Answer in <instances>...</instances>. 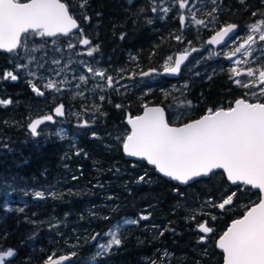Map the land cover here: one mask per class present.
Instances as JSON below:
<instances>
[{
    "label": "trees",
    "instance_id": "16d2710c",
    "mask_svg": "<svg viewBox=\"0 0 264 264\" xmlns=\"http://www.w3.org/2000/svg\"><path fill=\"white\" fill-rule=\"evenodd\" d=\"M62 1L69 5L70 13L92 45H99V51L88 56L90 46L84 48L75 35L56 37L53 46H48L45 38H41L43 42L31 39L28 44L30 50L38 48L44 60L57 54L52 49H59L58 53L67 56L70 53L71 64L87 77V83L77 82L75 78L65 80L61 91L69 96V101L63 98L65 96L49 100L44 96L49 103H56V100L66 106L67 102L71 103L75 116L62 117L66 129L63 138L54 134L33 137L26 131L25 119L36 111L29 110V103L34 104L39 98L34 96L22 71L17 68L21 63V51L19 55L0 52V100L12 101L7 107L0 105V248L16 250V255L7 264H41L53 254L73 252L76 256L72 257L71 264H105L103 256L97 257L94 263L86 260L94 245L88 241L95 233H100L97 238L103 240L105 228L110 223L104 219L106 210L111 208L113 201L120 207L124 181L127 182L126 198H130L127 209H135L141 203L144 214L157 222L154 239L162 241L164 234L161 236L160 233L164 226L172 234L163 238H175L167 247L178 251L179 241L185 252L188 243L191 246L197 244L195 225L206 219L214 229L208 241L212 248L228 223L243 214L242 210L232 207L239 201H244L245 206L252 205L258 200L257 194L246 187L240 189V185L231 189L220 172L181 187L156 175L141 161L124 159L121 153L123 138L128 134L124 120L139 114L144 104L166 107L170 95L168 81L162 78L159 83L144 84L136 75L147 69H160L167 57L177 50L178 42L171 40L170 32L183 36L186 31H180L173 24L177 23L178 3L176 0H88L81 9L77 6L78 0ZM163 1L167 2L170 11L161 18L158 6ZM196 1H199V5L196 4L200 7L198 13L216 9L214 13L221 15L222 24H248L253 12L256 16L264 12L262 0H247L246 5L239 0ZM153 7L157 11L153 12ZM85 15L90 20H85ZM121 35L124 39H120ZM70 40L76 44L75 48L68 47ZM80 50L81 53L74 55ZM83 64L112 76L114 87L109 88L105 80L82 68ZM7 71H12L18 79H3ZM202 89L203 106L212 108L224 103L222 94L225 90L219 89L216 82L207 83ZM117 104L121 107L117 108ZM85 121L88 126L81 127ZM141 176L144 180L138 182ZM6 183L13 184L9 197L5 195ZM215 183H219V187ZM47 185L51 186L50 193H56L59 198H53L50 193L45 199L31 196L30 189H43ZM186 190L191 206L188 213L181 216L175 206L180 203L179 194ZM217 191L237 193L228 210L207 206L203 201L205 197L218 195ZM251 199L252 203L249 202ZM8 203L16 207L6 210ZM205 209L208 210L207 217L201 213ZM111 214L119 217L117 210H112ZM218 256L217 252L212 264L219 262ZM189 257L190 264L203 262L205 258L199 252L191 253Z\"/></svg>",
    "mask_w": 264,
    "mask_h": 264
},
{
    "label": "snow or ice",
    "instance_id": "6c2138e0",
    "mask_svg": "<svg viewBox=\"0 0 264 264\" xmlns=\"http://www.w3.org/2000/svg\"><path fill=\"white\" fill-rule=\"evenodd\" d=\"M176 2L181 10L188 9L191 12V21L195 25L207 27L208 22L197 18L196 12L191 11L195 4L190 8L189 0H176ZM215 2L216 0H213V3ZM239 2L246 5L247 0H239ZM78 4L83 9L88 4V0H78ZM152 11L155 12L157 9L153 7ZM161 11L168 13L170 9L163 7ZM216 11L213 9L206 15L212 16ZM260 14L264 15V12ZM252 15L256 16L257 13L253 12ZM83 18L90 20V17L86 15ZM186 19L183 14L180 15L182 25H185ZM236 29V24L223 26L211 39L207 40V44L223 43L225 38L235 33ZM248 29L246 36L238 37V40L243 42L228 54L229 60L238 54L250 58L256 43L264 42V19L253 22ZM75 30H79L78 33ZM73 35L77 36L79 44L90 46L87 51L88 56H93L99 51V45H92V41L84 35L83 29L75 16L70 13L66 2L62 0H24V2L22 0H0V51L19 55L20 50L25 53L29 52L28 41L35 37L56 38ZM120 39H124V36L121 35ZM175 39L177 42H183L182 36H175ZM68 47L75 48L76 44L70 40ZM38 50L37 48L31 49V51ZM196 50L191 49V51ZM190 54L189 51H185L178 54L175 60L173 56H168L164 64L165 72L178 75L181 65ZM32 59L34 58L28 60V64L32 63ZM52 63L59 64L60 61L53 60ZM247 63V59L235 60L236 65ZM26 67V64L17 65L20 69ZM87 71L105 80L109 88L114 87L113 77L106 75L105 71L93 69L91 66L87 68ZM230 72L237 86L250 89L264 85V67L248 68L247 71L232 67ZM150 74L143 73V75ZM28 75L36 77V73L32 71H29ZM240 76L253 79L249 82H242L237 79ZM2 78L16 81L18 76L12 71H7ZM79 80L87 83V77L83 75L79 76ZM29 83L36 95L44 96L45 93L41 87L31 80ZM42 87L50 91L62 90L53 79H47ZM246 95L249 94L246 93ZM250 95L251 99H236L227 108H209L201 118L186 122L181 126L170 124L162 107H149L144 104L143 115L134 118L129 116L127 119L131 130L123 138V151L129 157L147 161L163 176L179 184L188 185L197 178L216 174L215 170H222L219 174L226 176V180L231 184L251 186L252 189H258L259 193L264 194V101L256 99L257 96L264 98V88H260L259 93L252 92ZM100 99L103 100L104 97L101 96ZM11 103V100H0V105L5 107ZM187 106L191 107V101L187 102ZM116 107L120 108L121 105L117 104ZM54 113L58 117L64 116V105L57 106ZM45 122L55 123L56 121L53 115H45L32 120L28 125L31 135L39 136L41 133L38 129ZM80 126L87 127L88 122L85 121ZM76 154L79 155V152ZM139 179L143 181L144 177L141 176ZM33 195L37 199L46 198L43 191L34 192ZM50 195L53 198H59L54 192ZM235 196L236 192L233 191L214 206L222 211L226 210V206L233 205ZM149 218L148 215H142L139 219L124 220L123 224L137 225L140 220ZM192 219L195 217L193 216ZM121 227L122 225L104 234L110 239L107 242H98L96 257L106 253L110 254L114 247L122 246ZM198 230L204 234L200 237L201 243H206L214 231L207 222L200 223ZM163 234V232L160 233V235ZM98 236L100 233H96L91 239L95 241ZM216 247L223 253L224 264H264V196H261L258 202L251 206H246L242 218L235 219L231 226L219 236ZM15 255L12 249L0 248V264H6V260ZM54 255L48 257L46 264H64L65 261L75 257L76 253L55 259Z\"/></svg>",
    "mask_w": 264,
    "mask_h": 264
},
{
    "label": "flooded vegetation",
    "instance_id": "af4514ba",
    "mask_svg": "<svg viewBox=\"0 0 264 264\" xmlns=\"http://www.w3.org/2000/svg\"><path fill=\"white\" fill-rule=\"evenodd\" d=\"M180 15L181 14L175 15L177 19V23H173V24L174 25L176 24L180 31H183V30H186V31L182 36L183 42L182 43L178 42V48L173 53L172 56L174 58L175 53L190 51L193 48L197 50L192 51L191 54L188 56V59L185 61V63L181 67L180 74L176 79H166L159 74H155V76H158L160 78L159 80L156 81V83L161 82L162 78H164L168 81V85L170 86L171 94L170 96L167 97V104L165 107L166 118L172 121L175 125H179L186 121L197 119L200 116L204 115L207 109H209V107H205L201 104L202 101L204 100L203 96H205L203 95L202 88L207 83L216 82L219 89L223 88V90H225L223 94L221 93L222 97H224L225 99L224 103H220V104L218 103L214 105L212 109H216L219 107L227 108L231 106L232 103L238 98L251 99L252 97L250 94L252 92L259 93L260 90H257L256 87L249 89V88H243V87L237 86L234 83V80L232 79L231 72H230V69L232 67H238L242 70L246 68V70L244 71H247L248 68L264 67V50L258 48L259 43H256L255 45L256 48L255 49L253 48L252 50V56L250 57L252 58V60H250V58L243 57V56H240L238 58L235 56L231 60H229L228 54H230L233 51V49L237 46V44L240 42V41L238 42V37H243L248 34V31H249L248 26L252 24L253 22L258 21L259 19H263L264 15H260L256 17L253 16V18L249 20L250 22L248 24L228 22V23H235L237 25V32L226 43H224L221 46H215V47L209 46V45L204 46V44L208 36L213 34L216 30H218L222 26L228 24V23L222 24L221 22L222 18L220 14L213 13L212 16H208L206 15V13L205 14L196 13L197 18L204 19L208 22L207 27L195 25L191 21V13H189L186 16L187 19H186L185 25L181 26L180 21H179ZM170 33H171V40L175 41V35L173 34V32H170ZM236 59H242V60L247 59L248 63L236 65L235 64ZM163 67L164 65L161 68ZM160 69H158V71ZM237 79L241 80L240 77H237ZM251 79L253 78H250V80ZM24 80L30 87V83L26 80V78H24ZM36 82L34 83L36 84ZM242 82H249V81H242ZM37 86L41 87V90L44 91L41 85L37 84ZM171 86H173L174 88L172 89ZM260 88H264V85H261ZM44 93H45L44 96H46V98L48 99L47 93L45 91ZM246 93L249 95H246ZM34 96H37V98L39 99H37V101H35L34 104L29 103L30 104L29 110L34 109L36 111H33L32 113H30L29 117L25 119L26 120L24 124L25 128L32 118L40 117L45 114H51L53 112V108L57 105L63 104L65 106V104L61 100H56L57 101L56 103H53V102L49 103L47 102V99L44 98V96H38L35 94ZM178 99L184 100L186 103L188 101H191V107L187 106V108H185L184 110H176V112H174L172 109H174L173 107H174L175 101H177ZM256 99H260L264 101V98H261L259 96H257ZM68 105L69 103L67 102V107L71 109V106H68ZM57 120L58 118L56 119V121ZM39 129H41V127ZM29 134L31 135V133ZM168 181H171V180H168ZM138 182H142L140 181L139 177H138ZM171 182L174 184H177L175 181H171ZM177 185L181 187L185 186V185H179V184ZM122 186H123L121 190L122 195H121L120 203H119L120 207H118L117 202L113 201L114 204L111 205V208L109 207L106 210L105 216L108 217L107 220L110 223L105 228L104 234L111 230H116L114 229V227L117 224L118 226H120L119 222L122 219L124 220L139 219V217L142 215H148L147 213L144 214L141 203L140 205L136 206L135 209H130V210L127 209V200L130 199V198H126L127 182L124 181ZM229 186H231V189H233V188H236L237 185H234V186L229 185ZM243 187L244 186L240 185V189H243ZM219 190L220 189H218V191ZM218 191L215 193H219V194L218 195L215 194L214 198H222L231 193L230 192L228 194H225L224 193L225 190L223 192L222 191L218 192ZM251 192H255L258 197V193L256 191H251ZM179 196L181 197L179 199L180 203L178 204V206H175V208H177L178 212L181 213V216H185V214L188 213V209L191 206L189 191L186 190L184 194H179ZM111 198H112V195L110 194L108 198L110 201L109 204H111ZM112 210H117L119 212V217L115 216L116 213L111 214ZM201 213H204V216L206 217L208 216V210H206L205 212H201ZM199 215H202V214L199 213ZM202 222H207L208 225L211 226L210 221L208 222V220L206 219H203V221H200L199 223H197L195 225V228H196L195 230L198 234V238L196 240L197 244L191 246L188 243V246H186L185 252H183L182 247L179 246V241L177 244L178 251H175V252L171 251L167 247L169 242H172L175 238L170 237V236L163 238L164 236L168 234L169 235L172 234L171 231L165 230L164 226L162 227L163 229H161V232L164 233L163 236L161 235L162 241H160V238L159 240L154 239L155 234L157 233L156 228L158 225L155 220L148 219L146 220V222H143V220H140L139 224L134 225V226L130 224H123L122 227L120 228V236H121V239L123 240L122 246H120L119 248L114 247L110 254L106 253L103 255L105 264H119V263H122V264H190L191 258L189 256L191 253L196 254V252H199L200 254L204 255L205 258H203V262L205 261V263L207 264H212L215 261L214 256L216 255L218 251L215 249L214 244H213V247L210 248L209 242H208L209 238L206 243L200 242V237L204 234L199 232L198 225ZM144 234L146 236L143 237ZM103 239H110V237L104 235ZM93 242L94 241L90 237L88 244L90 243L94 244ZM179 250H182V251H179ZM186 252H187V256H186ZM218 253L220 254V257L218 256L219 262L217 264H221L222 255L220 252ZM67 254L71 256V253H67ZM71 259H69V261L66 264H69V263L71 264ZM95 259H93V262L92 261L91 262L94 263ZM9 261L10 260H6V264ZM203 262H197L196 264H204Z\"/></svg>",
    "mask_w": 264,
    "mask_h": 264
},
{
    "label": "rangeland",
    "instance_id": "374dc122",
    "mask_svg": "<svg viewBox=\"0 0 264 264\" xmlns=\"http://www.w3.org/2000/svg\"><path fill=\"white\" fill-rule=\"evenodd\" d=\"M77 3H78V1H77ZM198 3H199V1H196V0L189 1V7L190 8H191V6L193 4H195V7L191 8L192 12H196V13L199 12V11H197L200 8L199 6H197V5H199ZM77 6H79V4H77ZM163 7H168V4H167L166 1L161 2L160 5L158 6V11L161 13L159 16L161 18H163L165 16V14H166L163 11H161V9ZM178 10L179 11L176 13V15L177 14H183L186 17L189 13H191L188 9L181 10L179 8V6H178ZM33 39L41 41L40 37H35ZM30 40L28 41V44L30 43ZM53 41H55L54 38L46 39V44L48 46H53V44H54ZM31 42H34V40H32ZM41 42H43V41H41ZM238 42L242 43L243 41L242 40H238ZM239 43L237 44V46L239 45ZM257 43H259V47L258 48L264 50V42L258 41ZM83 47H84V45H83ZM255 48H256V46H254V49ZM52 50H55L57 52V54L49 57L47 60H44L42 52L31 51L29 49V52L25 53L23 50H20L21 51V53H20L21 54L20 55L21 63L20 64H26L27 65L26 68L20 69L22 71L24 77L26 78V80L28 82L30 80L33 81V82L38 81V82H36V85L39 84V85L42 86L43 83L47 82V79H53V80H55L57 82L58 86L61 89L64 88V84H66V81H65L66 79L75 78V81L78 82L79 81V76L82 75V70L78 71V69H75V66H73L71 64L72 62H71L70 57H69L71 54L68 53V56H67V54L63 55V54L58 53L59 49H52ZM66 50H68V49H66ZM81 52H82V50L75 51L74 55H78ZM236 57L238 58V57H240V55L238 54ZM30 58H34V59H32V63L31 64H28V60ZM53 60H59L60 63L59 64H54V63H52ZM250 60H252V58H250ZM82 68L87 70L88 67L86 66V64H83ZM243 70H246V68L243 69ZM29 71L35 72L36 73V77L28 75ZM37 77H39V78H37ZM240 78H241L242 81H250V78H247V76H240ZM159 79L160 78L158 76L152 75V76H149V77L143 79V83L144 84H148V83L154 84ZM61 81H64V83H61ZM61 85H63V86H61ZM171 87H172V89L174 88L173 86H171ZM168 89H170V86H168ZM43 90L47 93L49 99L50 98L51 99L52 98H57L58 96H60L59 98H61V96L62 97L65 96L63 98H66L67 101H69V96L68 95L66 96V94H63L62 91H58V92L57 91H50V90H47V89H44V88H43ZM257 90H260V88H257ZM66 93H69V91H66ZM170 94H171V92H170ZM59 103H61V102H59ZM68 106H71V103H69ZM64 107H65L64 108L65 109V115L67 117H69L70 115L71 116H75V113L71 109H69V107H67L66 105ZM173 108L174 109H172V110L174 112H176V110H184L185 108H187V103L184 100L178 99L177 101H175V104H174ZM55 121H56V119H55ZM81 123H83V122H81ZM63 126L64 125L62 124V118H60V119L58 118V120L55 123H53V124H44V125L40 126L41 129H39L38 131L41 133L40 136L42 135L44 137L49 136V135H53V134L56 135V136H64L65 133H66V129ZM213 180H215V177L213 178ZM215 185L217 187H219V183H215ZM5 186L7 188V190L5 191V195L9 197L10 193L13 191L12 190L13 184L6 183ZM50 189H51V186L47 185V186L43 187V189H30L29 191H30L31 196H34L33 193L37 192V191H43L45 193V196H46V195H48L51 192ZM222 190H223V188H222ZM213 197H214V195L210 196V198H207V197L204 198L203 201L206 202L207 206H214V205L220 203L222 201V199H223V197L222 198H213ZM247 198H245V199H247ZM209 201H211V203H208ZM249 202L252 203L253 199L249 200ZM11 206L16 207V205H11V204L8 203V204H6V210H9V208H11ZM229 208H230L229 206H226L227 210ZM232 208L238 209V210H242V212H244L246 210V206H245L244 201L237 202ZM238 217H240V216H238ZM123 221H124V219L120 220L119 225H123ZM117 227H118V224L114 227V229H117ZM108 240L109 239H103V240L100 241L97 238V240H95L93 242L94 245L92 247V251L87 256L86 260L89 261V262L93 261V259L96 258L95 254H96V252L98 250L97 249L98 242H107Z\"/></svg>",
    "mask_w": 264,
    "mask_h": 264
},
{
    "label": "water",
    "instance_id": "95a60500",
    "mask_svg": "<svg viewBox=\"0 0 264 264\" xmlns=\"http://www.w3.org/2000/svg\"><path fill=\"white\" fill-rule=\"evenodd\" d=\"M22 2H24V1H22ZM62 2H63V1H62ZM179 21H180V19H179ZM228 24H235V23H228ZM180 25L182 26L181 22H180ZM226 25H227V24H226ZM224 26H225V25H224ZM222 27H223V26H222ZM222 27H221V28H222ZM221 28H219V29L216 30L213 34H211L210 36H208V37L206 38L204 46H208V45H209V44H207V40L211 39L212 36H214V35L216 34V32L219 31ZM75 31H76V30H75ZM236 32H237V29H236L235 33H236ZM235 33H234V34H230L229 37L225 38V40H224L223 43L218 44V45H209V46H213V47H215V46H221V45H223L224 43H226L231 37H233V36L235 35ZM50 38H53V37H47V38H45V39H50ZM0 52H3V51H0ZM189 52L191 53L192 51L190 50ZM180 53H183V52L175 53L173 59L175 60L176 56H177L178 54H180ZM184 63H185V62H184ZM184 63H183V64H184ZM183 64L181 65V67L183 66ZM143 73H151V74H150V75H143ZM155 74H159V75L163 76V77L166 78V79H176V78L179 76L180 73H179L178 75H173V74L167 73V72H165L164 67H163V68H161L159 71L156 70V69H147V70H145V71L139 72V73L136 75V77H137L138 79H143V78H145V77H147V76H152V75H155ZM30 90L32 91V87H31V85H30ZM32 92H33V91H32ZM33 93L36 95L35 92H33ZM238 99H240V98H238ZM233 103H234V102H233ZM233 103H232V104H233ZM147 105H148L149 107H162L161 105H158V104H147ZM57 106H59V105H57ZM57 106H55V107L53 108V112H52L51 114H45V115H53L54 120L57 119V118H60V117H58V116H55V113H54V110H55V108H56ZM162 108H163V107H162ZM163 109H164V108H163ZM164 111H165V110H164ZM143 113H144V107L141 108V111L139 112V114L134 115V116H131V117L134 118L135 116L143 115ZM45 115H43V116H45ZM43 116H40V117H43ZM202 116H203V115H202ZM202 116H200L199 118H201ZM40 117L32 118V119L30 120V122H31L32 120H34V119H36V118H40ZM199 118H197V119H199ZM127 119H128V118H126V119L124 120V123L126 124V126H127V128H128V133H129L130 130H131V126L128 125V123H127ZM192 120H195V119H192ZM192 120H189V121H186V122H190V121H192ZM30 122H29V123L27 124V126H26V130H27L29 133H30V130H29L28 125L30 124ZM186 122H184V123H186ZM50 123H51V122H45V124H50ZM184 123L179 124V125H173V126H181V125H183ZM43 125H44V124H43ZM41 126H42V125H41ZM121 153H122L124 159L133 160V161H141V162H143L147 167L151 168V169L153 170V172H154L156 175H158V176H160V177H162V178H164V179H166V180H171L170 178L163 176V174L160 173L158 170H156L155 167H154L153 165H149V164L147 163V161L140 160V159H138V158H136V157H129V156H127V155L124 153V151H123V145L121 146ZM215 172H220V173H221L222 170H215ZM223 177H224L225 181H226L229 185L234 186L233 184H231V182H228V181L226 180V176H223ZM206 178H208V177H201V178H197L196 180H198V179H206ZM171 181H174V180H171ZM175 182H176L177 184H179L177 181H175ZM191 182H192V181H191ZM191 182H190V183H191ZM179 185H183V184H179ZM242 186H244V185H242ZM244 187H248L251 191H256V192L258 193V200H259V198H260L261 196H264V194L259 193V190H258V189H252L251 186H244ZM258 200H257L256 202H258ZM256 202H255V203H256ZM253 204H254V203H253ZM250 206H251V205H250ZM245 211H246V210H245ZM245 211H244V212H245ZM244 212H243V214H244ZM243 214H242V215H243ZM242 215H241L240 217H238V218H235V219L242 218ZM235 219L231 220V221L228 223V225L226 226V228L222 231V233H221L220 235H222L223 232L226 231L227 228L231 226V223H232ZM220 235H219V236H220ZM219 236L216 238L214 245H215V249H216L218 252H220L221 255H222V261H221V264H224L223 253H222V251H221L219 248L216 247V242H217ZM11 249H12V248H11ZM12 250H14L15 253H16V250H15V249H12ZM65 255L70 256V255L67 254V253H62V254H58V255L54 256L53 258L55 259V258H59V257H61V256H65ZM13 258H14V257H12V258H8L7 260H11V259H13ZM46 261H47V260H46ZM46 261L42 262L41 264H46ZM68 261H69V260L65 261L64 264H66Z\"/></svg>",
    "mask_w": 264,
    "mask_h": 264
},
{
    "label": "bare ground",
    "instance_id": "6f19581e",
    "mask_svg": "<svg viewBox=\"0 0 264 264\" xmlns=\"http://www.w3.org/2000/svg\"><path fill=\"white\" fill-rule=\"evenodd\" d=\"M218 26V25H217ZM147 77H149V76H147ZM147 77H145V78H147ZM145 78H143V79H145ZM138 79V78H137ZM37 80V79H36ZM138 80H141V79H138ZM92 94V93H91ZM51 124V123H50ZM23 197V196H22ZM23 199V198H22ZM17 203V202H16ZM29 204V203H28ZM26 209V208H25ZM134 226V225H133ZM6 249V248H5ZM12 260V259H11ZM83 261V260H82ZM70 264V263H69ZM98 264V263H97Z\"/></svg>",
    "mask_w": 264,
    "mask_h": 264
}]
</instances>
